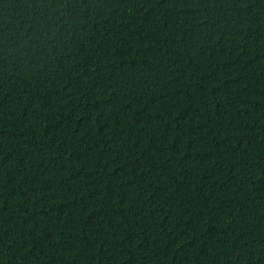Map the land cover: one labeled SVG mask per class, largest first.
Wrapping results in <instances>:
<instances>
[{
	"label": "trees",
	"instance_id": "1",
	"mask_svg": "<svg viewBox=\"0 0 264 264\" xmlns=\"http://www.w3.org/2000/svg\"><path fill=\"white\" fill-rule=\"evenodd\" d=\"M0 264H264V0H0Z\"/></svg>",
	"mask_w": 264,
	"mask_h": 264
}]
</instances>
